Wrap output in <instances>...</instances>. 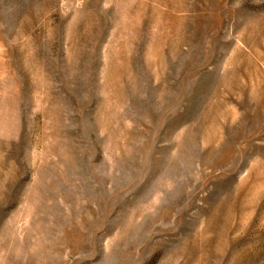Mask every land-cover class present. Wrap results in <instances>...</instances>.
<instances>
[{
	"label": "rangeland",
	"instance_id": "1",
	"mask_svg": "<svg viewBox=\"0 0 264 264\" xmlns=\"http://www.w3.org/2000/svg\"><path fill=\"white\" fill-rule=\"evenodd\" d=\"M0 264H264V0H0Z\"/></svg>",
	"mask_w": 264,
	"mask_h": 264
}]
</instances>
